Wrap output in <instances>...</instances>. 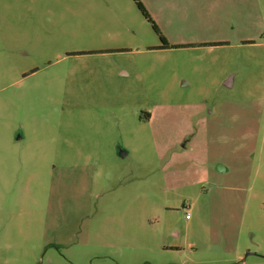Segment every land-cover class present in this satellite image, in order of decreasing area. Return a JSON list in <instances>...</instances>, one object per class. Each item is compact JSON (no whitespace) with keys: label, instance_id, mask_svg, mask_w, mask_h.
I'll list each match as a JSON object with an SVG mask.
<instances>
[{"label":"rangeland","instance_id":"374dc122","mask_svg":"<svg viewBox=\"0 0 264 264\" xmlns=\"http://www.w3.org/2000/svg\"><path fill=\"white\" fill-rule=\"evenodd\" d=\"M0 264H264V0H0Z\"/></svg>","mask_w":264,"mask_h":264},{"label":"trees","instance_id":"16d2710c","mask_svg":"<svg viewBox=\"0 0 264 264\" xmlns=\"http://www.w3.org/2000/svg\"><path fill=\"white\" fill-rule=\"evenodd\" d=\"M138 6L141 9V11L143 12V14L145 15V17L152 23L153 28L155 29V31L157 33H159L158 27L156 26L155 22L153 21V19L149 15V13L146 11V9L144 8V6L141 3H138ZM160 37H161V40L163 41L164 47H169V44L167 43V41L165 40V38L162 35Z\"/></svg>","mask_w":264,"mask_h":264},{"label":"built area","instance_id":"2783aa9c","mask_svg":"<svg viewBox=\"0 0 264 264\" xmlns=\"http://www.w3.org/2000/svg\"><path fill=\"white\" fill-rule=\"evenodd\" d=\"M190 215V211L189 210H187V216H189Z\"/></svg>","mask_w":264,"mask_h":264}]
</instances>
